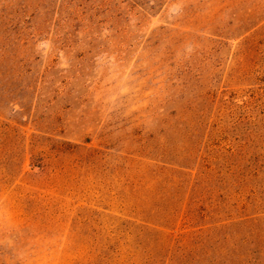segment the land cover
Here are the masks:
<instances>
[{"label": "rangeland", "instance_id": "rangeland-1", "mask_svg": "<svg viewBox=\"0 0 264 264\" xmlns=\"http://www.w3.org/2000/svg\"><path fill=\"white\" fill-rule=\"evenodd\" d=\"M0 264H264V0H0Z\"/></svg>", "mask_w": 264, "mask_h": 264}]
</instances>
